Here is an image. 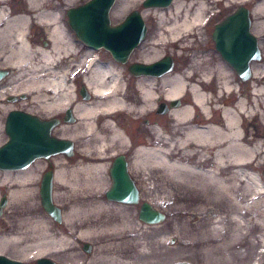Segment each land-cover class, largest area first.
<instances>
[{"label": "bare ground", "instance_id": "obj_1", "mask_svg": "<svg viewBox=\"0 0 264 264\" xmlns=\"http://www.w3.org/2000/svg\"><path fill=\"white\" fill-rule=\"evenodd\" d=\"M211 1L177 0L170 8H163L169 10L168 23L164 24L163 19H160L161 22H159L164 25V32L167 37L170 36V39H166L160 33L158 40L149 49L151 54L133 64L154 63L162 53L159 50L162 48L160 44L167 43L168 46L171 43L180 42L182 37L188 35L187 32H190L195 25H200L201 17ZM240 1L241 3H250L252 0ZM137 3L138 0H124L116 8L115 16ZM27 5L32 11L14 16L10 20L12 24L4 25L0 34L6 30L12 32V34L5 35V38L8 39V42H5V46L8 48L6 58L12 61L11 68L14 75L25 80V87L20 85L17 90L29 93V102L40 110L39 113L49 114L57 107L64 109L66 105L68 107L72 103L71 109L76 121L73 125H64L63 128L71 130V136L78 140V149L75 152L77 159L72 166H68L69 161L66 159L55 162L59 164V169L55 175L53 203L56 206L63 203V194L57 192L61 191V188L63 191L68 190L75 202L70 206V212L63 213L58 235L56 233L50 235L44 225L38 222L34 224L37 229L35 236H32V231L14 233L11 230V224L4 219L5 221L0 224V252L5 249L19 250L20 253L28 251L30 257L34 258L46 254L52 255L54 251L58 252L69 247L73 234L63 224L67 225L71 220L78 221L80 212L105 209L109 204H114L104 201V199L96 201L95 204L85 202L84 198L77 202L81 194L75 195L73 191L80 185L86 188L96 187L104 178L103 168L107 166L104 156L114 152L127 151V144L136 139L131 137L128 123L125 127L115 119L125 116L131 125L139 124L155 111L157 104H160L159 111L163 106L171 109L166 117H169L176 127L165 129L167 135L163 137L160 131L163 120L160 121L157 117L156 125L148 124L146 127L148 139L144 137L139 141L136 140V144L139 142L138 145L130 150L131 168H136L135 171L143 177L142 184L147 182L144 186L142 185V190L149 189V185L157 181L156 172L161 168L166 175L172 177L173 181L179 182L185 187L209 193L214 200H226L231 212H248L246 207L240 205V199L243 197L252 199L253 195H260L259 192H255L260 184L259 179L256 183V177L251 171L257 164L262 161L264 163V153L261 154L257 151L259 147L263 146V141L256 144L253 142L254 136L246 126L248 124L247 117L249 112L252 113L253 94L255 91H264V86L253 91L251 85L249 101L246 100V97L238 98L233 107L222 108V120L219 121L210 118L209 111L218 110L223 94H231L233 87L225 76L220 77L221 83L216 77L215 80L212 79V76H209L211 74L209 68V71L204 73L201 78L194 77V73L189 70L170 72L160 77H132L123 70L121 71L119 65L113 61H104L103 63L92 60L84 71V84L91 98L88 101L76 98L74 102H70L72 99L69 93L71 86L68 84L71 83V77L69 75L68 78L66 77L67 72L64 67L70 68L75 51L70 48L69 40L59 25L56 2L27 0ZM253 11L264 14V2L263 5L256 2ZM191 12L192 18L190 19ZM2 15H4V10L0 8V18ZM142 15L146 17L147 14L143 13ZM164 15L161 14L159 17L163 18ZM34 21L45 29V36L49 40V46L46 48L34 44L26 35V28L28 25L31 28ZM257 25L255 24L254 29L258 34ZM260 25L264 26V20L260 22ZM128 59L129 57L122 64L129 62ZM197 64L202 65L203 63ZM83 67L82 65L81 68ZM205 70L207 71V68ZM253 74H257V69L252 71ZM49 90L52 92L50 95H48ZM13 92L15 93L16 90ZM160 95L163 97V101L167 102L159 101ZM174 99L179 100L177 108H171V101ZM159 137L162 138L163 143L174 139L182 149L178 156L180 158L169 155L160 146L161 144L159 145ZM259 155H261L260 160L255 163ZM146 164L150 168H144ZM33 177V173L24 172L0 174V192L3 189L8 190L10 201L8 206L10 204L19 206L24 202L36 205ZM241 187L245 194L239 196L237 193L241 191ZM260 188H264V186H260ZM81 191L83 194L85 193L83 187ZM143 196L141 197L143 202L153 207L152 203L147 202ZM114 205L121 206L120 204ZM137 205L123 206L136 207ZM62 206L65 207V204ZM139 208L136 211L137 220ZM28 209L14 207L12 211L16 216H20V219L23 218L22 220L26 221V218L35 217L34 215L31 217L25 215V213L28 215L26 212ZM22 210H25V213L22 214ZM136 222L143 226H154L143 224L139 220ZM211 223L210 218L200 219L201 226H199L205 229V233H198L200 238L206 239V237L212 236V232L215 233V229L210 228ZM118 227L131 228L128 222H122ZM31 228L33 230V225ZM84 232L86 230L80 231L78 238ZM56 235L57 238H54ZM120 240L116 244L117 247L129 245V241L125 240V237ZM110 247L111 244H108L106 249L109 250ZM48 250L51 252H47ZM21 257L24 258L22 255ZM106 258L109 264H123L117 257ZM51 259L59 262V258L54 255L51 256Z\"/></svg>", "mask_w": 264, "mask_h": 264}, {"label": "rangeland", "instance_id": "obj_2", "mask_svg": "<svg viewBox=\"0 0 264 264\" xmlns=\"http://www.w3.org/2000/svg\"><path fill=\"white\" fill-rule=\"evenodd\" d=\"M52 1L56 2L57 13L62 16V12L67 8L80 6L89 0ZM123 1L116 0L110 10L111 25L119 24L130 12L136 10L141 13L147 28L145 39L129 56V63H134L143 60L144 56L151 54L149 49L158 40L160 33L166 39H170V36L167 37L165 34L164 25L160 24V19H163L164 24L168 23L169 10L166 9L170 8L177 0H173L172 4L166 9L155 10L143 8V0H138L137 5L130 6L123 13L115 16L116 8ZM256 2L263 5L264 1L252 0L250 3H241L240 0H212L201 17L200 25H195L190 32H187L188 35L182 37L180 42L171 43L168 46L167 43H164V45L160 44L162 48L159 50L162 53L156 61L168 56L174 62L172 73L180 70H189L194 73L196 78H201L210 69L211 74L209 76H212V79L215 80L216 77L221 83L222 79L220 77L225 76L228 81L230 80V84L233 87L231 94H234L235 84L239 85L240 81L238 79L234 80L232 69L215 50L211 35L216 24L232 14L238 7H245L250 11L252 20L251 32L257 38L262 57L260 62L251 64V71L254 72L257 69V74H253L249 81L243 83L242 94L238 96V98L246 97V100L249 101L250 86L252 85L253 91L258 90L260 86H264V26L260 25V22L264 20V14L253 11ZM13 4L17 6L27 5V0H14ZM143 13L147 14L146 17H143ZM161 14H165L163 18L159 17ZM189 18H192V12ZM255 24H258L256 26L258 34L255 33ZM104 53L102 52V54ZM199 62L203 64H197ZM206 68L207 71L205 70ZM4 94L7 93L4 92ZM225 95L223 94L222 97L224 98ZM161 100L163 101V97L160 95L159 101ZM8 110L7 106L0 108V146L7 140L4 133V118ZM157 117L158 120H163L160 126L163 137L167 135L163 128V123H171L170 129L176 127L169 117ZM126 118H120L121 123H124ZM144 120L139 124L141 138L148 135L146 132L147 128L143 124ZM247 120L248 124L246 126L254 136L253 142L256 144L263 141V146L257 149L262 154L264 153V91H255V94H253L252 113L249 112ZM159 142V145L161 144L160 146L169 155L176 158L181 154L182 149L176 144L174 139L163 143L162 138L159 137ZM260 156L255 160V163L259 162ZM146 166L144 168H150V166ZM251 172L256 177V183L257 179H259L260 184L255 189V192H259L260 195H253L252 199L250 197L241 198L240 205L246 207L248 212L241 213L236 211L233 213L230 211L229 205L226 204V200H214L209 193H204L196 188L185 187L179 182L173 181L170 175H166L163 169L159 168L156 172L157 181L150 184L149 189L141 190L140 194L141 197L144 195L143 197L147 202L152 203L153 208L165 214V219L162 222L154 226H143L136 222L138 221L136 211L140 204L136 207H126L111 203L105 209H96L86 213L80 212L78 213V221L71 220L69 224H63L73 234L71 245L58 252L54 251L52 255L46 254L40 257L51 258L54 255L59 258L57 264H109L106 257L110 259L113 256L117 257L119 262L123 264H177L180 262L189 264H264V188H260V186H264L263 161L257 164ZM100 186L86 188L80 185L75 188L73 193L75 192V195L81 194L77 202L83 198L85 202L93 204L96 201H102L104 189L103 186ZM82 187L85 191L84 194L81 191ZM57 192L63 194V203H60L62 205L65 204V207L62 206L63 211L66 213L70 212V206L75 202L72 200L74 197L68 190L63 191L62 188L61 191ZM243 194H245V191L241 187V191L237 195L242 196ZM36 206L27 202L19 206L7 205L3 218L7 220V223L11 224V230L14 233L32 231V236H35L37 235V229L34 224L38 222L44 225L50 235L55 233L58 235L61 224L53 222L48 215L42 212L40 207ZM14 207L29 208L26 211L28 215L25 210L21 211L22 214L25 213L27 217L32 215L35 217L26 218L27 220L23 221V218L20 219V216H16L13 213ZM201 218H210L212 221L210 228L215 229V233L212 232V236H208L206 239L198 236L199 232L205 233V229L200 228ZM4 219L0 220V224L5 221ZM122 222H128L131 228H119L118 225ZM32 225L33 230L31 228ZM85 230L86 232L82 233L79 236L80 238H78V233ZM57 235L54 238H57ZM124 237L125 240L129 241V245L117 247L116 244ZM196 242L198 244H195ZM85 243L91 245V253L89 255L83 252L82 246ZM108 244H111V249L109 250L106 249ZM18 251L10 250L7 252L17 259L22 255L29 262L40 258L30 257L31 255L28 251L24 253ZM47 252H51V250ZM104 260L105 262H103Z\"/></svg>", "mask_w": 264, "mask_h": 264}, {"label": "water", "instance_id": "obj_3", "mask_svg": "<svg viewBox=\"0 0 264 264\" xmlns=\"http://www.w3.org/2000/svg\"><path fill=\"white\" fill-rule=\"evenodd\" d=\"M116 0H89L71 8L67 12L68 24L79 41L93 49L104 48L112 58L124 63L130 53L138 47L146 36V24L139 11L130 12L121 24L111 25L109 13ZM173 0H143L145 9H163ZM250 11L239 7L218 23L212 33L215 49L221 58L236 72L241 82L251 79V64L261 60L257 38L251 32ZM174 62L166 56L152 64H133L130 72L135 77H160L172 72ZM2 74L0 73V78ZM179 100L171 101V108H177ZM164 113V112H161ZM54 119L40 121L27 114L10 112L4 124L7 141L0 146V169L16 170L27 168L32 161L48 159L57 154H72V143L58 140L51 135L55 127ZM126 163L116 159L111 169L112 187L106 192V199L124 205H137L139 192L129 180ZM41 205L45 213L55 222H62L61 210L53 203L51 178L47 176L41 189ZM4 200L0 208L4 205ZM165 219V214L154 209L148 203H141L138 220L146 225H156ZM83 251H91V245L83 244ZM0 264H31L0 256ZM34 264H57L48 257L38 258ZM177 264H189L180 262Z\"/></svg>", "mask_w": 264, "mask_h": 264}, {"label": "flooded vegetation", "instance_id": "obj_4", "mask_svg": "<svg viewBox=\"0 0 264 264\" xmlns=\"http://www.w3.org/2000/svg\"><path fill=\"white\" fill-rule=\"evenodd\" d=\"M13 1L14 0H2L0 3V8L4 10V15H2V17L0 18V30L4 29V25L12 24L10 20L14 16L25 14L27 11H32V10H29L28 5L17 6L13 4ZM69 9L70 8H67L64 12H62V16L59 13L58 19H59V25L61 29L64 31L66 38H68L69 40L68 44L70 45V48H72L75 51L74 55L72 56L73 58H72L71 65L69 66L70 68L66 66L64 67L65 71L67 72L66 77L68 78V75L71 77V81H70L71 83L68 84L71 86V91L69 93L71 94L72 99L70 102H74L76 98L82 101H88L91 98L89 92L86 89V85L84 84V80H85L84 71L88 63H90L92 60L94 62L98 61V62H103V63L104 61L105 62L113 61L119 65V67L121 68V71L123 70V72L127 73V75L135 77L130 72V65H132L133 62L131 63L127 62L125 64H122L121 62H117L112 58L110 53L106 51L105 49L95 50L91 47L86 46L85 44H83L81 41L77 39L75 33L72 31V29L69 27V24H68L67 12ZM32 24L33 26L31 28L29 27V25L26 28L27 37L30 40H32L34 44H38L39 46L43 48L48 47L49 40L45 36L44 27L40 26V24L36 23L35 21ZM251 27H252V20H251ZM7 33L12 34V32H9L8 30L3 31L0 34V73L2 74V77L0 78V108H4L5 106H7L9 109L6 117L4 118V123L7 120V116L9 115L10 112H20L23 114H27L31 116L32 118H36L40 121H48V120L54 119L56 121V125L55 127L52 128L51 135L58 140H66L72 143V154L70 157H67L65 154L60 153L55 156L49 157L48 159H45V158L36 159L32 161V163L27 168H21V169H16V170H1L0 169V174H5V173L17 174V173H23V172L33 173V176H34L33 177V188L35 190L34 193H35V199H36L35 202H36V205L40 207V209H42V212H44L42 205H41V194L40 193L44 185L45 178L47 176L51 178V189L54 194L55 185H56L55 175H56V171L59 169L58 168L59 164H56L55 162L56 161L61 162V160L66 159L67 161H69L68 166L69 165L72 166L77 159V157L75 156V152L78 149V140L74 139L71 136L72 134L71 130L63 128L64 125H73L76 121V117L72 113V109H71L72 103H70L68 107L66 105L64 109H61V107L60 108L57 107L52 113L42 115V113H39L40 110H38L35 105L29 102L30 100L29 93L26 91L17 90V88L20 85L22 86L24 85L25 87V80L24 78H17L14 75L13 70L11 68L12 61L11 59L6 58V56L8 55L6 54V51H8V48L7 46H5L6 45L5 42H8V39L5 38V35ZM211 39H212V35H211ZM214 47H215V44H214ZM102 52H105V53L102 54ZM73 64H74V67L72 68ZM82 65L84 66L83 68H81ZM61 71L65 73L63 69H61ZM232 71H233L232 75L234 77V80H237V79L239 80L236 72L234 70ZM243 83L244 82H240L239 85L235 84V93L225 95L222 101L220 102V104L218 105L219 107L218 110L209 111L210 118H212L213 120H219V121L222 120V112H221L222 110L221 109L230 108L235 105L236 99H238V96L242 94ZM14 90H16L15 93L13 92ZM4 92H6L7 94H4ZM51 93L52 92L49 90L48 95H50ZM159 105L160 104H157L155 111H153L144 120L143 124H145L144 125L145 127H148V124H151L152 126L156 125L157 116L164 117L171 110V109H168V107L163 106L162 110L159 111ZM161 112H164V113H161ZM122 117L126 118L125 116H120L116 118L115 120L121 123L120 118ZM127 123L130 125L129 130H130L131 137L136 138V139L132 140L133 141L132 143L129 142V144H127V151L114 152V153L106 154L104 156V158L106 159L105 162L107 166L106 168H103L104 178L97 186L99 185L103 186L104 192L102 193V198L106 200V191L109 190L113 185V181L111 178L112 166L114 162L116 161V159L122 158L126 163V168H122V169L124 172H126L129 180L132 182V184L135 186V188L139 192V204H141L143 200L141 199L140 191L142 190V185L144 186L145 183L147 182H144V184H142L141 181L143 177L135 171L136 168H131V154H130L131 152L130 150H133L134 146H137L139 143L138 142L136 144L135 141L136 140L139 141L141 139V136H142L141 128L139 125L140 123L131 125L128 118H126V121L121 124L126 127ZM170 124H167V123L163 124L164 130L168 129ZM144 137L148 139L147 135ZM117 150H121V149H117ZM3 200L5 202H4L3 207L0 208V220L4 219L3 218L4 210L10 202L7 189H3L0 192V204L3 202ZM113 203L119 204L115 202ZM120 205H123V204H120ZM59 207L61 209V213L63 214L64 211L62 208V204H60ZM7 251H10V250L5 249L1 251L0 256L5 257L7 259H11V260L24 261V262L26 261V259L22 257H20L19 259L13 258L10 255V253ZM26 262H29V261H26ZM30 263L33 264L34 260L32 262L30 261Z\"/></svg>", "mask_w": 264, "mask_h": 264}]
</instances>
